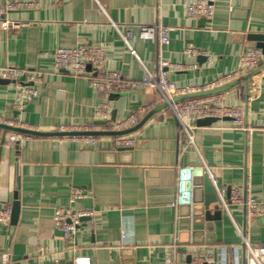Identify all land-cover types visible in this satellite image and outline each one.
Here are the masks:
<instances>
[{
	"label": "crops",
	"instance_id": "obj_1",
	"mask_svg": "<svg viewBox=\"0 0 264 264\" xmlns=\"http://www.w3.org/2000/svg\"><path fill=\"white\" fill-rule=\"evenodd\" d=\"M37 1L35 9L8 14L23 26L0 30V67L37 72L42 76L39 96L16 108L25 84L0 80L3 120L47 133L60 126L121 132L113 129L120 120L135 114L137 126L154 113L136 132L91 136L99 139L96 146L35 136L13 145L9 136L14 133L7 132L3 142L0 130V209L12 211L19 205L16 221L11 216L8 226H0V264H75L76 258H89L90 264H165L167 258L193 264L195 254L219 256L220 248L229 264H242L235 224L245 225L244 208L229 204L225 195L228 211H215L212 205L207 218L214 225L209 226L201 217L203 193L192 196L188 206L178 191L179 174L209 171L220 191L249 183L251 196L264 202V70L250 79L248 89L241 83L219 96L225 105L244 107L243 128L225 119L206 127L196 123L195 147L182 150L179 122L158 91L107 97L93 89L89 78L58 70L54 53L63 47L102 45L105 69L132 81L142 80L145 68L157 72L161 57L186 66L169 72L171 82L202 86L238 69L241 54L250 50L239 42L240 36L264 34V0H249V7L243 5L246 0H217L211 21L186 16L184 3L197 0H99L106 14L92 0ZM111 23L132 32L130 45L139 61ZM150 25L172 28L170 44L161 47L155 40L141 39L139 27ZM188 50L200 54L190 57ZM128 135L136 140L133 150L118 151L129 148H117L115 138ZM172 179L176 189L169 201L165 190ZM74 190L84 194L75 206L94 216L73 234L71 243L54 222V213L70 205ZM124 230L127 240L122 239ZM247 233L253 245H264V216Z\"/></svg>",
	"mask_w": 264,
	"mask_h": 264
},
{
	"label": "built area",
	"instance_id": "obj_2",
	"mask_svg": "<svg viewBox=\"0 0 264 264\" xmlns=\"http://www.w3.org/2000/svg\"><path fill=\"white\" fill-rule=\"evenodd\" d=\"M99 9L106 14L104 6L99 0H92ZM217 0H197L195 2H185L184 10L189 19L204 18L207 21L213 20L215 16ZM38 7L37 0H0V30L11 32L23 26L18 21L12 20L8 17L11 12L32 10ZM112 27L117 31L130 54L138 61L137 52L130 45L132 32L127 30L123 32L120 27L111 23ZM140 37L143 40H155L161 47L170 44V34L172 28L162 25L140 26ZM200 54L196 50H188L187 55L192 57ZM264 56L260 50L250 49L240 56L238 69L224 76L214 82L202 86H183L179 87L171 82L168 78L170 71H181L183 64H173L164 58L158 59V71L155 73L149 72L145 68V76L140 81H132L123 77L120 73L115 71H107L106 52L102 45H91L86 47H70L59 48L54 53V63L58 70L68 72L73 77H87L91 80L94 90L105 94L107 97L111 94H128L135 90L152 89L158 91L169 104V108L179 122V139L182 150L187 146L195 147V131L198 128L196 123L202 119L216 118L219 120L228 118L231 124L237 128L244 127V107H232L221 102L219 96L223 93L214 94L205 97H194L179 102H175L174 98L183 97L191 94H198L208 92L214 89L221 88L237 79H240L247 72L254 71L259 62ZM196 68V67H195ZM0 80L4 81H21V91L16 98V108H23L25 102H32L38 98L39 92L37 86L42 83V76L34 70H28L15 66L0 67ZM24 86V85H23ZM105 109L106 106H103ZM0 123L18 127L15 120H3L0 117ZM137 124V117L135 114L117 122L113 129L115 131H122L132 128ZM31 129V128H27ZM35 130V129H34ZM57 132H75L79 131L76 126L67 127L60 126ZM32 136H25L20 134H10L9 143L17 144L25 140H33ZM63 138V137H56ZM65 139H71L83 146H96L99 139L91 136H71ZM117 148H132L136 145V140L131 135L126 137L115 138ZM208 177L215 188L218 199V207L228 211V205L242 206L245 211V225L243 228L235 224L239 236L241 237V246L244 251L242 257V264H264V245H253L249 240L247 227L254 223L258 218L264 216V202H259L256 198L251 196V189L249 183L244 186L231 187L220 191L213 179V176L208 171ZM228 196L229 204L225 199ZM84 198L81 191L74 190L71 193L70 205L64 208H58L54 213V222L62 231L65 239L72 243L73 234L87 221L93 218L94 212L90 210H83L78 208L76 203ZM12 211L7 207L0 209V226H8L11 220ZM128 234L124 230L122 239L127 240ZM179 237H177V242ZM6 260V259H5ZM89 258H76L75 264H90ZM217 254H195L193 264H218ZM165 264H176L173 258H167ZM221 264V263H220ZM222 264H229V261H223Z\"/></svg>",
	"mask_w": 264,
	"mask_h": 264
},
{
	"label": "water",
	"instance_id": "obj_3",
	"mask_svg": "<svg viewBox=\"0 0 264 264\" xmlns=\"http://www.w3.org/2000/svg\"><path fill=\"white\" fill-rule=\"evenodd\" d=\"M246 4H243L246 7H249V0H246ZM239 42L241 44L246 43L249 47V49H257L260 50L262 55L264 56V34H254V33H248L247 35H243L240 36L239 38ZM262 70H264V65L263 62L260 61L258 64V68L255 69L254 71L248 73L246 76H244L243 78L237 79L221 88L218 89H214L208 92H203V93H198V94H191V95H187V96H183V97H177L174 98L175 102H179L182 100H186V99H190V98H194V97H205V96H210V95H214V94H219L222 92H225L227 90H230L234 87H236L237 85L241 84V83H245L246 87L248 89L249 86V81L252 77H255L257 74H259ZM166 106L168 107L169 104L166 103ZM154 112H152L153 114ZM152 114H150V117L152 116ZM146 118L145 120H143L140 124H138L137 126L130 128L129 130H125V131H121V132H111V131H100V132H96V131H75V132H42L39 130H34V129H27V128H23V127H13V126H9V125H5L0 123V130L3 131V142L6 136L7 132L10 133H14V134H20V135H29V136H35V137H71V136H96V137H100V136H122V135H127L133 132H136L139 128H141L146 121L150 118ZM219 119L216 118H208V119H202L199 120L197 122L198 126H202V127H206V126H211L213 125L215 122H217ZM225 120H230L228 118H225ZM100 125L101 124H107V122H98ZM118 151H126V150H133V148H129V149H117ZM2 153V150H1ZM0 153V155H1ZM1 157V156H0ZM152 176V173H151ZM198 180L200 181V183L198 182ZM150 185L152 186V181L149 182ZM176 187V180L172 179L169 183H167V188L165 190V194L168 197L169 201H173L174 195H175V188ZM178 191L180 192L181 195H184L183 198H187V202L186 204L188 206H190L192 204V196H195V194L199 191L202 192L204 195V205H203V213L201 215V217L203 219H205L207 221V223L209 224V226H213V222L211 220H208L207 218V214L210 211V207L212 205H215V211L219 210L218 207V199H217V195L215 192V188L213 186V184L211 183L208 174L201 169H194V170H184L179 174V186H178ZM19 205L17 203L14 204L13 207V212H12V221H16L17 217H18V213H19ZM85 221H88V218L84 219ZM13 224V223H12ZM235 250V249H234ZM220 253H222L224 250H222L220 248ZM238 252V254L243 255L244 251L242 248H237L236 250ZM217 255V259L218 261H220V263L222 264L223 261H227L228 262V258L224 257L223 255L220 256ZM218 263V264H220Z\"/></svg>",
	"mask_w": 264,
	"mask_h": 264
},
{
	"label": "rangeland",
	"instance_id": "obj_4",
	"mask_svg": "<svg viewBox=\"0 0 264 264\" xmlns=\"http://www.w3.org/2000/svg\"><path fill=\"white\" fill-rule=\"evenodd\" d=\"M67 240V239H66Z\"/></svg>",
	"mask_w": 264,
	"mask_h": 264
}]
</instances>
